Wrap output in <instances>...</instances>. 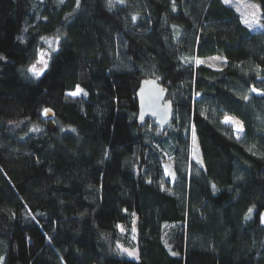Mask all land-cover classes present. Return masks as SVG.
Instances as JSON below:
<instances>
[{"label": "trees", "instance_id": "16d2710c", "mask_svg": "<svg viewBox=\"0 0 264 264\" xmlns=\"http://www.w3.org/2000/svg\"><path fill=\"white\" fill-rule=\"evenodd\" d=\"M250 1L262 30L222 0H0V264H264V0ZM211 57L225 64L197 63ZM147 78L168 91L165 130L138 123Z\"/></svg>", "mask_w": 264, "mask_h": 264}, {"label": "rangeland", "instance_id": "374dc122", "mask_svg": "<svg viewBox=\"0 0 264 264\" xmlns=\"http://www.w3.org/2000/svg\"><path fill=\"white\" fill-rule=\"evenodd\" d=\"M107 2L109 3V0H107ZM120 3H121L120 0H112V5L120 4ZM226 5H228L229 7L233 8L239 14V16L241 17V20L244 19V18L251 19V17L248 14L251 13V12L256 11L257 8L260 11L259 5L257 3H255V2H253V1H250V0H229V2ZM238 8H239V11L237 10ZM241 13H244L245 16L242 17ZM260 14H261V11H260ZM262 29H263V26H262L261 22L259 21V24L255 25L251 30L252 31H259V30H262ZM55 44H56V40L55 39H47V40H45L44 41V45H43L44 47L39 51L37 59L35 60V62L30 67H32L33 65H36V70L40 71V73H42L46 68L44 67V64L39 63V61L41 60L40 53H44L45 54L43 56V60L48 62L50 54H51V51L55 48ZM198 61H200L201 64H204V65H207V66L213 67V68H220L221 66H223L225 64V59L218 58V57H211V58L201 59V60H198ZM30 74L32 75L31 72H30ZM229 118H231L233 121L239 122V121H237L236 119H234L232 117H229ZM224 119H223V121H224ZM239 124L241 125L240 122H239ZM227 125L232 127L236 138L238 136H239V138L242 136L243 131L238 133L235 130V127L233 126V124H227ZM193 133H195V132H193ZM193 133L191 135V146H192L191 157L196 162L202 164L203 160H202V155H201V151H200L199 144H198V139H197V136L195 134V141L193 140ZM164 171H165L166 177H168V178L170 177V179L173 180L174 173L172 171L170 162H167V163L164 164ZM119 230H120L121 235L127 233V231H125L123 226H119ZM128 235H129V238H130L131 242L132 243L135 242L136 233H135L134 226L131 228V232H129ZM117 247H118V251L120 252V254L122 256L127 257L129 259L137 260L138 252H137V249L135 247L134 248H129V247H126V246L122 245L121 243H119ZM129 253H133V254L129 255Z\"/></svg>", "mask_w": 264, "mask_h": 264}, {"label": "water", "instance_id": "95a60500", "mask_svg": "<svg viewBox=\"0 0 264 264\" xmlns=\"http://www.w3.org/2000/svg\"><path fill=\"white\" fill-rule=\"evenodd\" d=\"M167 89L157 79H143L135 93L138 106V123L144 120H153L161 130L171 125L173 106L167 98ZM52 112L43 114V118L49 119Z\"/></svg>", "mask_w": 264, "mask_h": 264}, {"label": "snow or ice", "instance_id": "6c2138e0", "mask_svg": "<svg viewBox=\"0 0 264 264\" xmlns=\"http://www.w3.org/2000/svg\"><path fill=\"white\" fill-rule=\"evenodd\" d=\"M61 2H63V0H61ZM120 2H123V0H120ZM223 2L225 4H227L229 2V0H223ZM77 5H79V0H77ZM112 6V0H109V7ZM173 10H175V8H173ZM239 11V8L237 9ZM242 17L245 16L244 13H241ZM251 19H248V18H244L242 19V22L249 28V29H252L255 25L259 24V21L261 19V14H260V11L259 9L257 8L256 11L254 12H251L248 14ZM133 21L136 20V17L134 16L133 18ZM51 46V45H50ZM45 54L44 53H40V56H41V60L39 61V63H42L44 64V67L46 68L47 67V62L43 60V56ZM0 59H2V57H0ZM197 63H201L200 61H197ZM29 72L32 73V75L34 76H39L41 73L40 71H37L36 70V65H33L32 67H30L28 69ZM42 71V70H41ZM83 90L80 88L79 85H77V90L75 92H71V93H68V95L70 96H76L78 94H80ZM252 92H257V89L253 88L251 89ZM258 95H264V93H257ZM86 95V93H85ZM197 95H199V93H197ZM245 101H247L249 99V97L247 95L243 96L242 97ZM50 110L49 109H45L44 110V113L47 114ZM224 123L226 124H233V126L235 127V130L239 133V132H242L243 131V126L239 124V122H236V121H233L231 118L225 116V119L223 121ZM34 131H39V129H33ZM239 139V136L237 137ZM193 140L195 141V133H193ZM251 151V149H249ZM215 187V186H213ZM163 190V189H162ZM252 209H249V212H251ZM247 218V217H246ZM261 223H264V216L261 217ZM167 246V245H166ZM133 253H129V255H132ZM173 255H176V253H172ZM3 258H0V260H2Z\"/></svg>", "mask_w": 264, "mask_h": 264}]
</instances>
